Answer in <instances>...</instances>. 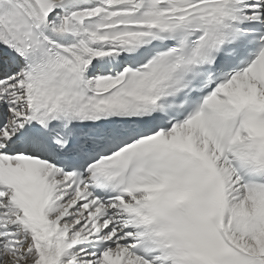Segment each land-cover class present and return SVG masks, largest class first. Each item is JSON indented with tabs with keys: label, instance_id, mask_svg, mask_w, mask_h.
<instances>
[{
	"label": "snow or ice",
	"instance_id": "6c2138e0",
	"mask_svg": "<svg viewBox=\"0 0 264 264\" xmlns=\"http://www.w3.org/2000/svg\"><path fill=\"white\" fill-rule=\"evenodd\" d=\"M0 264H264V0H0Z\"/></svg>",
	"mask_w": 264,
	"mask_h": 264
}]
</instances>
